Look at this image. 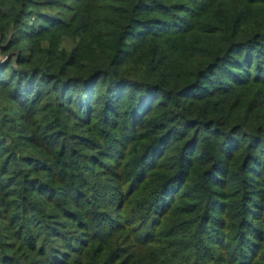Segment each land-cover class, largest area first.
<instances>
[{"label": "trees", "instance_id": "1", "mask_svg": "<svg viewBox=\"0 0 264 264\" xmlns=\"http://www.w3.org/2000/svg\"><path fill=\"white\" fill-rule=\"evenodd\" d=\"M0 264H264V0H0Z\"/></svg>", "mask_w": 264, "mask_h": 264}, {"label": "rangeland", "instance_id": "2", "mask_svg": "<svg viewBox=\"0 0 264 264\" xmlns=\"http://www.w3.org/2000/svg\"><path fill=\"white\" fill-rule=\"evenodd\" d=\"M3 58V56L2 55H0V60Z\"/></svg>", "mask_w": 264, "mask_h": 264}]
</instances>
